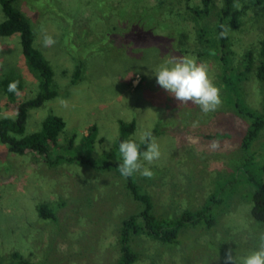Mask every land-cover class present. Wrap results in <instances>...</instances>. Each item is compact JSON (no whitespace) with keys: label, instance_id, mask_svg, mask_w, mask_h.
<instances>
[{"label":"rangeland","instance_id":"obj_1","mask_svg":"<svg viewBox=\"0 0 264 264\" xmlns=\"http://www.w3.org/2000/svg\"><path fill=\"white\" fill-rule=\"evenodd\" d=\"M223 3L212 0L204 13L205 0L16 1L32 21L35 45L53 66L57 89L54 98L29 111L26 134L40 130L48 115L62 116L66 128L58 150L51 153L102 161L119 136V119H136L133 136L151 130L162 153L146 165L153 178L135 174L158 215L176 217L195 210L214 191L224 198L213 206L214 227L187 225L178 243L136 235L133 247L140 259L134 264H225L229 249L233 256L247 254L264 232L251 216L252 190L243 166L248 152L242 151L239 136H226L232 128L244 131L248 121L225 100L221 63L214 56H198L205 45L198 26L211 31ZM244 4L249 7L239 27L229 30V58L236 71H246L244 57L252 51L255 66L239 87L245 103L262 112L264 88L256 64L264 41V5L253 0ZM4 19L0 4V22ZM45 33L55 39L54 45L44 46ZM170 56H191L207 65L221 90L217 110L204 113L191 103L181 105L157 84L154 70ZM79 61L84 66L77 78ZM8 72L24 80L18 102L37 94L38 79L26 64L18 33L0 37V79ZM7 102L0 87V115L14 116ZM93 124L98 125L94 149L81 150L83 135ZM217 132L221 136L208 137ZM254 149L264 153V129ZM44 202L56 219L40 216L37 206ZM140 208L114 170L98 171L75 161L52 165L35 152H10L0 142V264H24L16 254L30 264H115L122 220Z\"/></svg>","mask_w":264,"mask_h":264},{"label":"trees","instance_id":"obj_2","mask_svg":"<svg viewBox=\"0 0 264 264\" xmlns=\"http://www.w3.org/2000/svg\"><path fill=\"white\" fill-rule=\"evenodd\" d=\"M16 1L0 0L5 14V19L0 22V37H11L19 34L26 64L30 72L38 79L39 90L35 96L18 102L20 92L24 88V80L9 72L2 76L0 87L8 98V106L14 109L16 114L14 116L0 115V142L5 144L10 152L18 154L35 152L52 165L63 161H75L98 171L114 170L121 175L117 169L120 162L118 146L122 140L133 137L137 126L136 119L129 121L119 119V136L112 149L105 152L102 161H100L101 159L94 161L81 154L72 156L62 152L51 153L53 148L58 150L56 148H59V135L66 128V121L62 116L50 114L43 120L40 130L30 134L25 133L29 111L41 107L46 101L54 98L57 95V89L53 82L55 75L53 66L35 45L32 21L16 5ZM211 2L212 0H205L206 9L204 13L210 11ZM244 2L245 0H224L218 13V20L212 30L208 31L204 25L198 26L200 41L205 43L203 51L199 52L198 56H214L221 63L223 86L226 92L225 100L231 103L238 113L248 121V126L244 131L232 128V131H227L226 136H239L242 151L248 152L243 166H245L244 175L247 183L250 184L249 191L252 190L251 216L264 226V153L254 149L255 141L264 129V111L259 112L249 107L242 99L239 87V82L245 72L255 66V60L252 51H247L244 57V69L246 71H236L229 58L231 53L229 30L239 27L242 15L249 7ZM238 4L241 5L238 6ZM253 4L263 6L264 0H253ZM259 58V63L256 64V74L264 88V41L261 42ZM77 65L75 76L79 78L84 62L79 61ZM10 85H14L12 90H10ZM97 134L98 125H91L88 128V133L83 135L81 150L91 152L94 149ZM219 136L221 134L217 132L208 137L216 138ZM74 138L75 135L69 139L70 147L74 146ZM142 150H145L143 146ZM124 180L128 192L134 200L140 203L141 208L122 220L119 238L121 254L115 264H134L140 259V252L133 247V239L136 235L146 234L162 243L174 244L179 242L181 231L187 225L214 227L217 220L213 214V206L224 201V198L214 191L205 203L195 210L186 209L176 217L162 216L155 212L151 195L142 189L135 175L124 178ZM37 209L43 219H56L55 210L50 204L40 203ZM16 255L20 259L18 261L30 264L29 261L24 260L18 254Z\"/></svg>","mask_w":264,"mask_h":264},{"label":"clouds","instance_id":"obj_3","mask_svg":"<svg viewBox=\"0 0 264 264\" xmlns=\"http://www.w3.org/2000/svg\"><path fill=\"white\" fill-rule=\"evenodd\" d=\"M55 39L43 35L45 47L54 45ZM157 84L181 103L199 106L202 112L209 113L222 105L220 88L210 77L206 64L191 56H170L154 70ZM138 82V81H137ZM14 85H10V90ZM198 126V121L193 127ZM142 146L145 150H142ZM160 145L151 130H144L138 136L122 140L118 146V171L124 178L137 173L151 179L155 173L150 167L161 158ZM225 264H264V232L258 237V244L247 254L233 256L232 250L226 253Z\"/></svg>","mask_w":264,"mask_h":264}]
</instances>
